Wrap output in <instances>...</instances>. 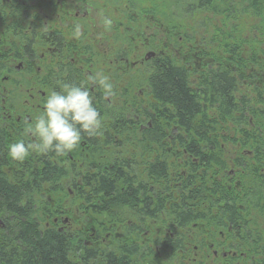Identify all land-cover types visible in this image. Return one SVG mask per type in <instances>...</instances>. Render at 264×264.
<instances>
[{"label": "flooded vegetation", "instance_id": "flooded-vegetation-1", "mask_svg": "<svg viewBox=\"0 0 264 264\" xmlns=\"http://www.w3.org/2000/svg\"><path fill=\"white\" fill-rule=\"evenodd\" d=\"M148 7L134 10L130 0H0V177L18 198L31 197L18 203L34 201L38 221L71 239L66 255L76 264L87 254L96 262L104 249L110 264H249L228 213L220 218L211 207L225 210L223 197L207 193V200H190L179 210L180 177L188 175L183 166L197 162L179 150V137L131 134L133 126L140 133L155 123L145 82L150 65L168 51L178 57L181 49L182 37L170 31L168 18ZM98 12L112 19L109 29ZM76 23L83 30L79 39L72 37ZM97 72L113 84L115 94L107 100L88 81ZM65 83L89 88L102 119L99 133H82L77 147L62 156L32 152L13 161L9 144L34 142L23 129L49 92ZM19 175H30L31 183ZM227 175L215 177L225 190L232 187ZM230 179L239 190L233 171ZM109 189L106 196L85 193ZM4 218L0 214V229ZM5 251L0 248V264L8 259Z\"/></svg>", "mask_w": 264, "mask_h": 264}, {"label": "trees", "instance_id": "trees-1", "mask_svg": "<svg viewBox=\"0 0 264 264\" xmlns=\"http://www.w3.org/2000/svg\"><path fill=\"white\" fill-rule=\"evenodd\" d=\"M173 3L184 9V16L206 13L214 22L206 18L200 22L198 34L191 36L182 30L179 16L177 20H164L170 24V31L177 30L182 37L178 43L181 49L178 57L168 51L162 60L150 65L145 82L154 100L155 123L140 133L133 126L131 134L178 136L179 150L192 154L197 161L183 166L188 175L183 180L180 177L179 210L183 212L184 203L190 200H207V193L217 199L223 197L226 211L216 203L211 207L218 209L220 218L228 213V220L242 237L246 262L264 263V257L260 258L261 253L264 256V0ZM150 5L151 12L157 11ZM163 16L174 18L171 13ZM171 41L175 42V37ZM159 121L164 123H156ZM231 171L239 178V190L233 188ZM221 173L228 174L231 189L225 190L223 180L215 179ZM28 177L19 175L18 179L31 183ZM5 182L0 177V214L6 216L0 229V248L7 249L3 257L8 258L4 263L76 264V259L66 255L73 245L71 239L38 221L32 211L34 201L18 203L20 198L31 197L18 198ZM111 191L85 193L94 197ZM10 214L14 218L9 219ZM92 257L85 255L82 264L111 263L107 249L101 251L96 262Z\"/></svg>", "mask_w": 264, "mask_h": 264}, {"label": "clouds", "instance_id": "clouds-1", "mask_svg": "<svg viewBox=\"0 0 264 264\" xmlns=\"http://www.w3.org/2000/svg\"><path fill=\"white\" fill-rule=\"evenodd\" d=\"M97 15L104 28L109 29L112 19L103 13L98 12ZM82 34V26L74 24L72 37L79 39ZM88 81L102 89L105 100L115 94L110 78L100 72L89 75ZM101 127V115L93 104L89 88L83 84L65 83L60 91L49 92L40 114L23 129V135L33 137L34 142H26L24 139L12 142L8 146V155L18 162H23L32 152L53 151L62 156L77 147L82 133L94 136Z\"/></svg>", "mask_w": 264, "mask_h": 264}, {"label": "rangeland", "instance_id": "rangeland-1", "mask_svg": "<svg viewBox=\"0 0 264 264\" xmlns=\"http://www.w3.org/2000/svg\"><path fill=\"white\" fill-rule=\"evenodd\" d=\"M174 1V0H173ZM172 0H130L131 5L134 10H137L136 8L140 9L142 7H148L151 4L155 6L157 10H160L163 14H173V17H176L175 14H179L178 22L184 24L182 26V30L186 33L192 35L198 34V29H201L200 22L206 21V18H208L210 21L214 22V19L212 16L206 13L194 15L191 18L184 16L182 13L184 12L183 8H176ZM152 7V5H151ZM187 17V18H186ZM169 20H177L175 18H168ZM209 21V22H210ZM249 22V20H248ZM173 24H171L172 26ZM181 33V31H180Z\"/></svg>", "mask_w": 264, "mask_h": 264}]
</instances>
